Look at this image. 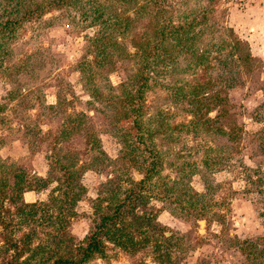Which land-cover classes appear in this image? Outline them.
Wrapping results in <instances>:
<instances>
[{
	"label": "rangeland",
	"instance_id": "obj_1",
	"mask_svg": "<svg viewBox=\"0 0 264 264\" xmlns=\"http://www.w3.org/2000/svg\"><path fill=\"white\" fill-rule=\"evenodd\" d=\"M2 11L0 157L26 172L31 205L3 200L15 221H0V264H38L52 233L84 246L108 180L140 178L135 162L154 151L137 221L116 219L82 264H264V0H10ZM161 26L178 32L156 40ZM141 80L138 143L130 106L112 97ZM88 136L97 164L46 173L49 159L83 158ZM71 190L78 199L59 209Z\"/></svg>",
	"mask_w": 264,
	"mask_h": 264
},
{
	"label": "trees",
	"instance_id": "obj_2",
	"mask_svg": "<svg viewBox=\"0 0 264 264\" xmlns=\"http://www.w3.org/2000/svg\"><path fill=\"white\" fill-rule=\"evenodd\" d=\"M0 11L2 10L6 11V6L10 2V0H0ZM40 5L35 4V7L32 9H28L27 11H24L26 15L24 17L28 16L30 17V14L33 11L39 10ZM2 9V10H1ZM10 11V9H7ZM4 11V12H5ZM0 12V14H1ZM27 18V17H26ZM2 21V27L6 28L10 19L5 17ZM177 31L176 27L170 29L168 32L165 31V29L161 26L159 31L156 29L155 34L157 35L156 40H162V38H166V36L170 37V34ZM178 32V31H177ZM177 34V33H176ZM145 50L144 48L140 49ZM142 71H145V67L148 65V63H143ZM3 68L6 70L7 66H3ZM147 75H144V78H146ZM90 80V79H89ZM145 85V82L143 80L139 81L137 83V86L134 88V85L130 86H121V90L127 89L125 92H122L121 95L117 98L115 96L112 97V100H119L121 103H126L130 106L131 114L129 116H126V112L123 109V116L127 117L130 121L131 130L134 132V140L138 143L142 142L138 139V136H141L145 131L146 126L144 128L142 127V119L145 115L143 110V103L141 101V92L143 91V86ZM132 88L133 90H131ZM100 89L96 86L92 87L90 89V92H92V96H96L97 94H102L104 97L106 94H104L103 91H99ZM129 91V92H128ZM121 93V92H120ZM113 94V93H111ZM119 94V93H116ZM158 122V121H157ZM155 120L151 122L150 128L153 129H161V123H157ZM144 125V124H143ZM160 125V126H159ZM153 126V127H152ZM88 138H85V144L86 147L82 148V154L84 155L83 158H80L76 156L75 162L73 160H63L60 157H55L53 160L49 159L47 162V169L46 173L53 174L55 176V173H57L56 169L60 170L62 173V176L65 178H72V174H75L76 171H82L84 169H88L92 167L93 164H97L100 159L97 156L98 151V137H92V140ZM140 141V142H139ZM88 143V144H87ZM147 148V147H146ZM148 152V151H147ZM156 151L153 152V154L147 153L145 157V163H139L138 161L135 162L136 166L134 168L138 170V168L144 169V174L136 180L131 179L128 184L123 183L121 177H118L117 180L112 181L108 180L112 183V186L108 188V199L110 200L107 205V207L103 210H100L99 206H95L94 212L98 213L99 222L98 224L92 228L90 233L85 237V245L84 246H78L79 253L71 252V247L68 246V244H63V237L60 235H55L52 233L50 235V241L52 242V247L49 249L48 253H45V255H40L38 257V264H82L84 261L88 260L94 253L97 251H101V242H100V236L102 233L107 231L111 225L115 223V220L118 219L120 222H124V216L126 213L132 214L136 218L133 219L134 221H137L138 218V212L135 210V206L138 203H142L144 201V193L150 192L152 189H146L147 186L145 185L146 180H149V173L153 171V168L155 167L156 158H155ZM151 157H150V155ZM147 156H149L148 159ZM16 159L13 158H6L3 159L0 157V221L4 219V221H1L4 223V225H10L13 227V223L15 219H13L11 216H2L1 211L7 212L9 211V207L7 205H4L3 200H7L8 203L13 206L18 203H22V206H29L31 205L29 202H24L21 198V193L26 190L30 189V187H26L29 185L26 182V172L22 170V168L17 164ZM59 171V172H60ZM51 175V176H53ZM33 176V175H32ZM36 177V176H35ZM10 179V180H9ZM36 179L39 181L38 185L45 186L47 182L46 179L43 180L41 176L37 175ZM78 179V176H75V180ZM43 180V181H42ZM68 180V179H66ZM68 182V181H67ZM68 185V184H67ZM71 186V185H68ZM66 186V187H68ZM56 195V194H55ZM54 195V196H55ZM58 208L65 211L69 206L74 204L76 199H78V195L73 192L72 190L67 192L66 198L63 196L59 198ZM29 203V204H28ZM7 206V207H6ZM19 206V205H17ZM15 208V206H14ZM71 208V207H70ZM16 209L19 210V207H16ZM70 213H73V210L69 211ZM75 213V212H74ZM105 228V229H104ZM15 230V229H14ZM17 230V229H16ZM29 239V235L26 234L24 236L23 241H27ZM165 239L170 240L171 236L166 235ZM238 244H240V241H236ZM11 245H15V241H12ZM45 245V244H44ZM35 254L37 255L39 252L44 250V247H41L39 249H33ZM15 264H30L29 260H20L15 261Z\"/></svg>",
	"mask_w": 264,
	"mask_h": 264
},
{
	"label": "water",
	"instance_id": "obj_3",
	"mask_svg": "<svg viewBox=\"0 0 264 264\" xmlns=\"http://www.w3.org/2000/svg\"><path fill=\"white\" fill-rule=\"evenodd\" d=\"M199 225L202 227V225H203V220H199Z\"/></svg>",
	"mask_w": 264,
	"mask_h": 264
}]
</instances>
